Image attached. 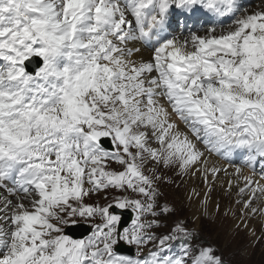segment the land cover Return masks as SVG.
<instances>
[{
    "label": "snow or ice",
    "instance_id": "snow-or-ice-1",
    "mask_svg": "<svg viewBox=\"0 0 264 264\" xmlns=\"http://www.w3.org/2000/svg\"><path fill=\"white\" fill-rule=\"evenodd\" d=\"M170 174L203 182L194 221L219 182L264 234V0H0V264H227L183 220L158 234Z\"/></svg>",
    "mask_w": 264,
    "mask_h": 264
},
{
    "label": "rangeland",
    "instance_id": "rangeland-1",
    "mask_svg": "<svg viewBox=\"0 0 264 264\" xmlns=\"http://www.w3.org/2000/svg\"><path fill=\"white\" fill-rule=\"evenodd\" d=\"M186 179L187 178H185V180ZM183 186L184 182L180 177L174 180L173 183L165 184L163 186L166 202H168L170 206H173L177 209V212L172 217V219L165 221L167 229L173 227L175 225V222L183 220L188 224L190 228L199 233V237L204 243L218 248V254L223 256L227 264H264V234H262V232H260L258 235V247L256 245L254 252H252L250 255L246 254L245 251L237 252L235 250V244L232 242L228 243L227 240L229 234L233 232L231 229L233 223L229 222L230 231L226 234H221L214 227V223L209 217H203L199 226H196V222L193 220V216L190 213V207L187 205L184 195L180 192L182 191L180 188H182ZM175 187L177 189H175ZM236 232V242L238 241V244H241L248 239V235L245 231L236 230ZM251 244L253 245L254 241H251L249 243V247L252 246Z\"/></svg>",
    "mask_w": 264,
    "mask_h": 264
},
{
    "label": "bare ground",
    "instance_id": "bare-ground-1",
    "mask_svg": "<svg viewBox=\"0 0 264 264\" xmlns=\"http://www.w3.org/2000/svg\"><path fill=\"white\" fill-rule=\"evenodd\" d=\"M252 3L254 4V6H252V7H255V6H257L260 3V0H252ZM252 7H249V8H252ZM200 19L203 21V15H201ZM179 21H180V16H178V11L176 10L175 15L172 17V29L171 30L174 31L177 35H180L182 33L181 30L178 27L179 26ZM134 58L147 59L148 58V53L144 52L143 53V57H141L140 55H137ZM233 160H234V166L242 164V159L241 158L233 157ZM217 163L218 164H223L224 162L223 161L222 162L221 161H217ZM233 170H234V168H229L228 169L229 172H232ZM170 175L172 176V178L174 180H176L178 178V176H175L174 174H170ZM221 177H222L224 183L226 184L228 179H229V177H227V176H225L223 174H221ZM185 181L186 182H184V186L182 188H180L182 190L180 192L184 195V198H185V200L187 202V205L190 207L191 215L193 216L194 212L196 213V215H199V213L196 211V209L192 206L191 202L187 199V195H188L189 189H191L193 187H196L197 189H202L204 187L203 182L199 178H196V179H193V180H187L186 179ZM175 189H177V188L175 187ZM233 191H235V190H233ZM224 192H225V189L223 187H221L219 182H217L215 190H214V192L212 194V199H213V203L218 202L220 204V212L219 213L215 212L214 207H213L212 208L213 216L211 217V220L214 223V227L221 234H226L227 232L230 231L229 230V222L234 223V221L231 218L224 217L223 213H224V210H226V207L230 204V202L232 200L235 199V197L234 196L230 197L228 195H225ZM223 208H224V210H223ZM200 222H201V220L199 222H196V226H199ZM250 227L255 228V230H256V234L255 235H252L249 232L248 229H236V228L231 227L233 232L231 234H229V237H228L227 240H228V243L232 242V243L235 244V250L237 252H244L245 251L246 254L250 255L252 252H254L256 245L258 247L257 239L259 238L258 235L261 232L260 222H258L256 220H253L251 225H250ZM236 230L245 231L247 233V235H248V239L246 241L242 242L241 244H238V241L236 242V240H237V234H236L237 232H236ZM251 241H254V244L253 245L251 244L252 246L249 247V243Z\"/></svg>",
    "mask_w": 264,
    "mask_h": 264
}]
</instances>
